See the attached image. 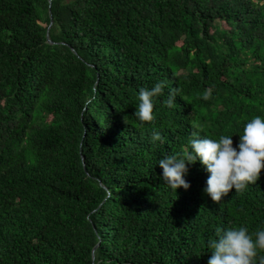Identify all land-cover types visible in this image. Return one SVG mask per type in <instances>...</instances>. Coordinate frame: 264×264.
Returning <instances> with one entry per match:
<instances>
[{"label": "trees", "instance_id": "1", "mask_svg": "<svg viewBox=\"0 0 264 264\" xmlns=\"http://www.w3.org/2000/svg\"><path fill=\"white\" fill-rule=\"evenodd\" d=\"M257 115L264 0H0V264H208L217 229L255 239L264 170L217 203L199 161L177 193L158 163Z\"/></svg>", "mask_w": 264, "mask_h": 264}, {"label": "clouds", "instance_id": "2", "mask_svg": "<svg viewBox=\"0 0 264 264\" xmlns=\"http://www.w3.org/2000/svg\"><path fill=\"white\" fill-rule=\"evenodd\" d=\"M164 87L159 82L151 89L139 90L135 116L140 121H154V99L163 93ZM173 99L170 95L166 101L168 107H172ZM239 137L236 146L233 135L193 139L186 157L169 155L159 160L162 180L176 193L181 187L190 189L185 179L187 165L199 161L210 174L204 191L214 202L220 203L233 188L237 193L246 190L250 184H256L264 170V116L257 115L248 121ZM161 139L158 131L152 133L153 142ZM254 235L255 239L244 226L217 229L216 238L208 240V248L213 253L208 264H257L258 251L264 250V229ZM259 264H264V256H259Z\"/></svg>", "mask_w": 264, "mask_h": 264}]
</instances>
